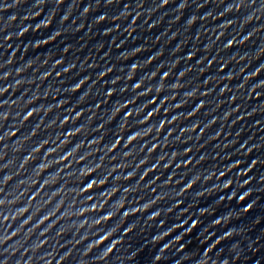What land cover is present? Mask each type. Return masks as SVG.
<instances>
[{"label": "snow or ice", "instance_id": "6c2138e0", "mask_svg": "<svg viewBox=\"0 0 264 264\" xmlns=\"http://www.w3.org/2000/svg\"><path fill=\"white\" fill-rule=\"evenodd\" d=\"M29 115H31V113H29Z\"/></svg>", "mask_w": 264, "mask_h": 264}]
</instances>
